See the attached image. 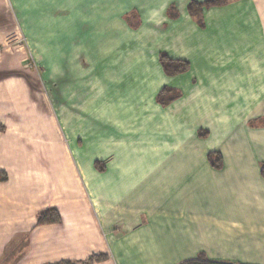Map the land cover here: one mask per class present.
<instances>
[{
    "label": "crops",
    "instance_id": "obj_1",
    "mask_svg": "<svg viewBox=\"0 0 264 264\" xmlns=\"http://www.w3.org/2000/svg\"><path fill=\"white\" fill-rule=\"evenodd\" d=\"M206 1L0 0V264H264V0Z\"/></svg>",
    "mask_w": 264,
    "mask_h": 264
},
{
    "label": "trees",
    "instance_id": "obj_2",
    "mask_svg": "<svg viewBox=\"0 0 264 264\" xmlns=\"http://www.w3.org/2000/svg\"><path fill=\"white\" fill-rule=\"evenodd\" d=\"M226 0H209L203 3L199 2H191L188 6V11L191 15H198L204 6L210 5H220L224 3ZM160 63L164 70V72L168 75H174L180 72H184L188 69V62L183 60H172L165 56L164 54L160 55ZM179 94L172 89H163L158 94V101L161 103H167L171 99L176 98ZM208 161L212 164V166L216 168H220L221 166V158L219 154L210 152L207 155ZM261 175L264 177V164L261 165L260 168ZM60 220V216L58 211L55 208H48L44 211H41L37 216V224H49V223H57ZM178 264H229L223 262H215L207 260L203 255L198 256L195 259H188L179 262Z\"/></svg>",
    "mask_w": 264,
    "mask_h": 264
},
{
    "label": "rangeland",
    "instance_id": "obj_3",
    "mask_svg": "<svg viewBox=\"0 0 264 264\" xmlns=\"http://www.w3.org/2000/svg\"><path fill=\"white\" fill-rule=\"evenodd\" d=\"M135 18V17H134ZM123 19H124V21H126V22H128L130 25H131V22H133V15H126V16H124L123 17ZM26 66H27V68H35L36 69V66H34V64L32 63V62H28L27 64H26ZM36 71H37V69H36ZM43 81L44 80H42L41 79V84H43ZM45 82V81H44ZM44 85V86H43ZM42 86L43 87H45L44 89L45 90H42L43 91V93H44V95L46 96V98L49 100V99H51L52 100V97H51V90H48V83H44ZM53 101V100H52ZM0 129H1V124H0Z\"/></svg>",
    "mask_w": 264,
    "mask_h": 264
}]
</instances>
